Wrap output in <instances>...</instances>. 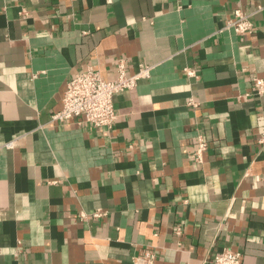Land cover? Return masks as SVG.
Segmentation results:
<instances>
[{"label": "crops", "instance_id": "obj_1", "mask_svg": "<svg viewBox=\"0 0 264 264\" xmlns=\"http://www.w3.org/2000/svg\"><path fill=\"white\" fill-rule=\"evenodd\" d=\"M238 9L254 30L220 31ZM121 59L150 74L115 95L113 127L52 119L76 72ZM255 76L264 0H0V264H264Z\"/></svg>", "mask_w": 264, "mask_h": 264}, {"label": "built area", "instance_id": "obj_2", "mask_svg": "<svg viewBox=\"0 0 264 264\" xmlns=\"http://www.w3.org/2000/svg\"><path fill=\"white\" fill-rule=\"evenodd\" d=\"M250 15L241 10H236L234 17L229 19L220 31L231 29L235 33L245 34L254 30V24ZM189 75L194 74V69L185 68ZM116 76L110 79L105 78L99 68L89 65L86 69L76 72L66 85L63 96L62 107L56 111L52 119H76L82 124H90L93 127L100 128L113 127L117 111L114 97L116 94L124 91H131L138 85L142 77L150 74L149 67H142L135 73H129L126 69L125 60L121 59L117 65ZM255 91L264 94V78L255 76L253 78ZM191 105L198 103L190 98L188 101ZM7 147L12 146L9 141ZM207 149V141L204 136H200L196 143L193 158L196 162L203 161L204 151ZM107 214V210L96 208L92 211H81L82 218H101ZM177 233L181 232V227L176 228ZM243 254L230 248L212 255L210 262L212 264H242ZM157 253L147 251L143 256L135 258V264H156Z\"/></svg>", "mask_w": 264, "mask_h": 264}]
</instances>
